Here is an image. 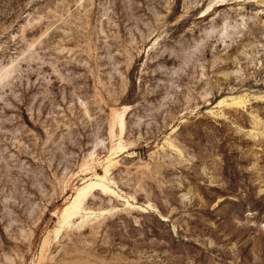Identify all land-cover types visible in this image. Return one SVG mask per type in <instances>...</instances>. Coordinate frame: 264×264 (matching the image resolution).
<instances>
[{"label":"rangeland","instance_id":"rangeland-1","mask_svg":"<svg viewBox=\"0 0 264 264\" xmlns=\"http://www.w3.org/2000/svg\"><path fill=\"white\" fill-rule=\"evenodd\" d=\"M0 264H264V0H0Z\"/></svg>","mask_w":264,"mask_h":264},{"label":"bare ground","instance_id":"bare-ground-1","mask_svg":"<svg viewBox=\"0 0 264 264\" xmlns=\"http://www.w3.org/2000/svg\"><path fill=\"white\" fill-rule=\"evenodd\" d=\"M235 103L239 105L240 104L243 105L245 101L243 99H238L237 101H235ZM106 173L107 170H105V174ZM94 189H100V191L103 192H111L109 186L107 185V179L105 175L104 176L95 175L94 178L86 180L85 185L78 189V193L75 195L74 198L70 200V202L68 203L67 207L64 210L63 220L60 224V227H58L59 229L63 227V224L68 222V220L71 217L75 216L80 211H82L83 199L91 190ZM58 230L56 231V233H58Z\"/></svg>","mask_w":264,"mask_h":264}]
</instances>
